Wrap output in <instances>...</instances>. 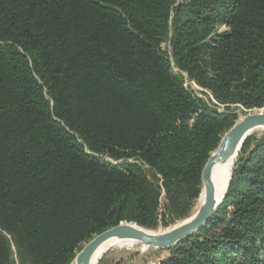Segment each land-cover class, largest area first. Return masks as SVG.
<instances>
[{
  "label": "trees",
  "instance_id": "trees-1",
  "mask_svg": "<svg viewBox=\"0 0 264 264\" xmlns=\"http://www.w3.org/2000/svg\"><path fill=\"white\" fill-rule=\"evenodd\" d=\"M261 108L264 0H0V264L184 219L237 111ZM166 251L153 264H264V131Z\"/></svg>",
  "mask_w": 264,
  "mask_h": 264
},
{
  "label": "water",
  "instance_id": "water-1",
  "mask_svg": "<svg viewBox=\"0 0 264 264\" xmlns=\"http://www.w3.org/2000/svg\"><path fill=\"white\" fill-rule=\"evenodd\" d=\"M237 120L222 136L218 147L210 154L201 172V187L204 188V200L197 212L186 218L177 226L161 232L153 233L145 227L132 222H120L88 241L78 252L76 264H95L93 260L97 247L109 237H120L140 241L143 245L155 249H167L183 239L200 231L211 219L224 195L217 200L211 178L213 166L218 161H227L238 156L245 139L256 131H264V108L244 110ZM231 178V177H230ZM229 184V183H228ZM228 185L224 190L227 191Z\"/></svg>",
  "mask_w": 264,
  "mask_h": 264
},
{
  "label": "bare ground",
  "instance_id": "bare-ground-1",
  "mask_svg": "<svg viewBox=\"0 0 264 264\" xmlns=\"http://www.w3.org/2000/svg\"><path fill=\"white\" fill-rule=\"evenodd\" d=\"M237 159V156L234 155L227 161H218L215 163V165L212 168L211 171V178L214 185V192L217 200L220 198L221 195H224V190L226 188V185H228L230 181V177L232 175V170L235 164V161ZM204 200V188L202 187L200 196L198 198L197 203L195 204L194 210L192 214L189 216L191 217L193 214L197 212L199 207L202 205ZM188 218V217H187ZM186 218L181 219L180 221L170 225L167 228H161V229H146L148 231H151L153 233L161 232L167 229H171L178 224H180L182 221H184ZM140 247L143 251L149 249V247H146L143 245L140 241L132 240V239H124L120 237H109L106 240H104L96 249L93 255L94 263L97 264L98 261L101 259V257L110 249H116V248H125L129 249L132 247ZM73 264H76L75 261Z\"/></svg>",
  "mask_w": 264,
  "mask_h": 264
},
{
  "label": "rangeland",
  "instance_id": "rangeland-1",
  "mask_svg": "<svg viewBox=\"0 0 264 264\" xmlns=\"http://www.w3.org/2000/svg\"><path fill=\"white\" fill-rule=\"evenodd\" d=\"M237 114L240 115L242 113L240 111H237ZM261 131L262 130H259V131H256L254 133L258 134ZM201 190H202V187H201ZM197 201H198V199H197ZM197 201L194 203V205L192 207L193 210H194V207H195V204L197 203ZM161 210H163V208ZM193 210L191 211L189 216L192 214ZM189 216H186L184 218H187ZM178 221H180V220H177L174 223H176ZM174 223H170L167 226H164L163 224L160 223L155 229L167 228ZM88 241L84 242L82 244V247ZM167 255H168V251H166V249L149 248V249L143 251L138 246L132 247L129 249H125V248H116L115 249L114 248V249L108 250L101 257V259L98 261L97 264H153V263L165 258ZM14 257H15L16 264H19L15 255H14Z\"/></svg>",
  "mask_w": 264,
  "mask_h": 264
},
{
  "label": "built area",
  "instance_id": "built-area-1",
  "mask_svg": "<svg viewBox=\"0 0 264 264\" xmlns=\"http://www.w3.org/2000/svg\"><path fill=\"white\" fill-rule=\"evenodd\" d=\"M184 86L186 88L187 87L191 88L196 93V95H198L199 97L205 98V96L203 95V93H205V94H207L210 97V99H212V97L208 93V91H206V90L202 89L201 87H199L194 81L186 80L185 83H184ZM108 160H110V159H108Z\"/></svg>",
  "mask_w": 264,
  "mask_h": 264
}]
</instances>
